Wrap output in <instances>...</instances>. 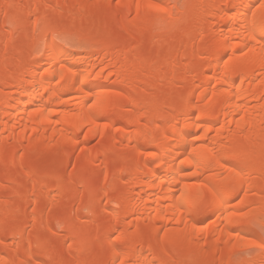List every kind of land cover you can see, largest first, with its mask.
Instances as JSON below:
<instances>
[{
  "label": "bare ground",
  "instance_id": "obj_1",
  "mask_svg": "<svg viewBox=\"0 0 264 264\" xmlns=\"http://www.w3.org/2000/svg\"><path fill=\"white\" fill-rule=\"evenodd\" d=\"M95 3L0 0V264H264V0Z\"/></svg>",
  "mask_w": 264,
  "mask_h": 264
},
{
  "label": "rangeland",
  "instance_id": "obj_2",
  "mask_svg": "<svg viewBox=\"0 0 264 264\" xmlns=\"http://www.w3.org/2000/svg\"><path fill=\"white\" fill-rule=\"evenodd\" d=\"M99 3H101V0H97ZM171 1V4H173V5H176V7L177 8H181L184 4H186L187 3V1L188 0H170ZM93 2H94V0H93ZM95 2H96V0H95ZM103 2V1H102ZM99 3H95L94 5H96V7L99 5L100 6V8L98 7V8H96V10L97 9H103L102 8V4H99ZM106 5V4H105ZM105 5H103V7L105 8L106 6ZM94 8H95V6L93 7V10H94ZM39 17V15L38 14H34V13H32L31 14V18H30V24L26 27V33H27V35H32V34H34L35 32L34 31H36L37 33H39V31L41 30V28H40V26H36L35 24H34V22H35V20L37 19ZM89 18H83V20L82 21H84V22H90L91 21V23H92V21H94V20H89ZM182 22V21H181ZM183 22H185V21H183ZM182 22V23H183ZM3 23V22H2ZM106 23H109V22H105L104 23V25L106 24ZM111 23H115V24H112V27H111V25H107L106 24V26L107 27H105V29L107 28V29H110V28H112V31H113V29H114V31L117 29V27H115L116 25H117V22H111ZM50 24H51V26L52 27H54L55 25H56V22L55 21H52V22H50ZM94 24H96V22L94 21V23H92V25H94ZM158 24V23H157ZM3 25V28H4V31H2V33L0 34V36L1 37H3V41L2 42H6L7 40H8V36H9V34H7V33H9L8 31H9V26H11V25H6L5 27H4V23L2 24ZM160 24H158V26H159ZM117 26H119V25H117ZM132 26V25H131ZM135 25H133L132 27L133 28H136V27H134ZM114 27V28H113ZM6 29V30H5ZM106 29V30H107ZM118 29H119V27H118ZM189 29V30H188ZM200 29V27L199 26H197V25H192V26H189V28H187V30L189 31V32H191V33H195L196 32V30L198 31ZM120 30H121V28H120ZM120 30H117V32L116 33H118V31H120ZM123 30V29H122ZM121 30V31H122ZM212 30H213V28H209L207 31L206 30H204V32H208V31H210V32H212ZM7 31V32H6ZM68 31L69 32H71V30L69 29H67V33H68ZM4 33V34H3ZM5 33H6V35H5ZM121 33V32H120ZM122 33H124V31H122ZM71 34V33H70ZM4 38H5V40H4ZM1 40H2V38H0ZM75 39V38H74ZM74 39H72V40H68L67 41V47L69 48V49H71L74 53H76V54H80V55H82V53L83 54H85L86 52H88L89 50L90 51H92L91 50V46L89 45V47H88V45H86V43H85V46H84V42H83V44H82V42H80L81 44H79L77 41H76V39L74 40ZM87 49H89L88 51H87ZM89 51V52H90ZM88 52V53H89ZM172 82H174V81H172ZM171 82V83H172ZM171 83H169V84H171ZM176 83V84H175ZM175 83H173L174 85H176L177 86V82L175 81ZM172 84V85H173ZM172 85L170 86H168V87H172ZM173 85V86H174ZM127 88H130V86H127ZM176 96H174V95H166V96H164V97H162V98H160L161 100H159V103L161 102L162 104H165L166 103V101L168 102V103H166V105H168V104H171L172 102H174L175 100H177L176 98H175ZM165 100V101H164ZM173 100V101H172ZM170 101V102H169ZM172 101V102H171ZM165 102V103H164ZM98 138H93L92 140H90L89 142H88V145L91 147L93 144H94V146H92L91 148H97L98 146H96L97 144H98V140H97ZM41 153L42 152H44V151H40ZM36 153H38V154H40L39 153V151H37ZM36 153H33V154H36ZM54 153H55V156H54ZM54 153H50V154H53V156H54V158H58V154H57V152H54ZM46 153L44 152V155H45ZM50 154H46L45 156L47 157V158H44L43 159V157H45L44 155H43V153H42V156H40V159H42V160H45V159H47V161H51V159H53V157H51V159L50 160H48V158H49V156H51ZM57 154V155H56ZM47 155H49V156H47ZM39 156V155H38ZM33 157H34V155H33ZM37 157V155L35 156V158ZM55 160V159H54ZM53 161V160H52ZM97 164H100V167L97 165ZM91 165V164H90ZM95 165V166H94ZM94 165H92V167H90L93 171H96V172H99V170L101 171V170H104V169H106V167H104L101 163H99V162H96ZM97 165V166H96ZM71 166H72V164H70L69 165V171H68V176H70V169H71ZM94 166V167H93ZM95 168V169H94ZM102 172V171H101ZM105 172H106V170H105ZM72 173V172H71ZM102 173H104V171L102 172ZM72 175V174H71ZM121 175V176H120ZM120 175L118 174V176H116V179H117V177L119 178V179H117V181H119L120 183H122L121 181H125L126 180V174L125 173H120ZM35 177H36V175H35ZM120 177H121V179H123V180H121L120 179ZM96 179V178H95ZM97 183V185H100V183H102L101 184V186L103 185V182H105V180L101 177L100 178V180H99V177L97 178V180H95ZM118 182V183H119ZM78 188V190L79 191H81V189H82V187L80 186V188L79 187H77ZM77 190V189H76ZM77 190V191H78ZM73 193H75V190H73L72 191ZM71 192V194L73 195V193ZM80 194H81V192H79ZM77 194V192L75 193V195H73V196H75V197H78L77 199H76V201H75V203H73L72 205V211H71V213H74L75 212V210L76 209H78L79 208V206H80V201L79 200H81V199H79L80 197L79 196H81L80 194ZM78 195V196H77ZM240 197V194H238V195H235V198L233 199V201H236L238 198ZM105 201V199H103V202ZM24 203V200L23 199H19V200H17V205H21V204H23ZM43 201L41 202H36V203H33V204H31V205H29V206H27V207H21L20 208V211L19 212H31V211H33V209L34 210H37V209H40L41 207H43ZM79 204V205H78ZM59 205H61V204H59ZM57 206V205H56ZM94 206H95V208H94ZM78 207V208H77ZM96 205H93V208H92V206L90 207V211H92V214H95L96 213ZM61 207L59 206V207H52L51 209H43L44 210V214H43V217L44 216H48L47 214L49 213V216L48 217H50V215L52 216V215H56L55 217L56 218H59L58 216H60V215H58L59 213L61 214V212H62V214L61 215H63L64 214V212L62 211V208L60 209ZM92 209V210H91ZM48 212V213H47ZM95 212V213H94ZM69 214V213H68ZM53 216V217H54ZM61 217V216H60ZM209 217V218H208ZM207 218H206V222H208V220L210 221L211 219H212V217H210V216H208ZM89 225V227L90 228H94L95 227V225L93 224V225H90V224H88ZM93 226V227H92ZM57 227H58V225H57ZM59 228V229H58ZM57 229H58V233H57V235H55V236H53V239H55L56 240V238L58 237V240H60L59 238L60 237H62L63 236V234L65 235V232H64V230H62L61 228H60V226L58 227ZM25 234L27 235L28 233H27V231L25 232ZM60 236V237H59ZM56 237V238H55ZM64 237V236H63ZM62 237V238H63ZM61 238V239H62ZM18 240V242H21V241H19V238L17 239ZM20 244H22V243H20ZM24 244H26L25 242H24ZM16 245H17V242L15 243V245H14V247H13V249L14 248H16L17 249V247H16ZM19 245V244H18ZM17 245V246H18ZM16 249H14V250H12V251H15ZM11 251V252H12ZM10 252V253H11ZM67 252V251H66ZM9 254V253H8ZM7 254V255H8ZM10 255V254H9ZM11 255H12V253H11ZM13 256V255H12ZM31 260H33V259H30V260H28L29 262L31 261ZM34 261V260H33ZM33 261H31L30 263H32L33 264Z\"/></svg>",
  "mask_w": 264,
  "mask_h": 264
}]
</instances>
